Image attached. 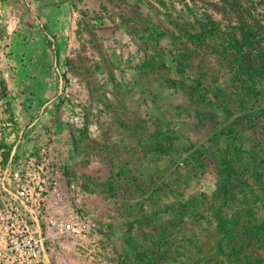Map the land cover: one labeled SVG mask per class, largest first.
Instances as JSON below:
<instances>
[{
    "label": "rangeland",
    "instance_id": "obj_1",
    "mask_svg": "<svg viewBox=\"0 0 264 264\" xmlns=\"http://www.w3.org/2000/svg\"><path fill=\"white\" fill-rule=\"evenodd\" d=\"M236 1L0 0V182L9 162L13 171L50 148L97 227L87 249L47 250V264H230L213 236L231 200L215 195L216 163L227 153L243 179L263 165L264 80L241 112L225 41L176 39L173 48L146 38V27L149 16L168 33L170 18L196 27L210 16L227 40L237 12L264 26V0ZM197 78L225 93L227 111L195 94ZM157 141L166 150L154 152ZM250 198L259 205L264 194ZM249 251L263 256L264 243Z\"/></svg>",
    "mask_w": 264,
    "mask_h": 264
},
{
    "label": "trees",
    "instance_id": "obj_2",
    "mask_svg": "<svg viewBox=\"0 0 264 264\" xmlns=\"http://www.w3.org/2000/svg\"><path fill=\"white\" fill-rule=\"evenodd\" d=\"M219 1L230 7L238 5L236 0ZM156 3L159 7H166L165 0H156ZM152 6L149 11L152 12L154 10L157 12V9ZM237 15L236 25L233 28L236 29L238 34H235V32L228 34L229 38L227 40L223 39L225 37L222 31L210 16L206 18L210 23L199 22L196 27H193L190 23L179 24L170 18L169 23L172 29H170L169 33L163 29L160 23H155L149 16L147 17L146 38L157 43L167 38L170 44H174L173 48L176 39H184L191 45L194 41L214 36L219 37L223 42L225 41L226 46L223 48V55L233 56L229 59L228 64L230 67L227 74L230 82L240 85L239 93H237V96H239L237 98V101H239L238 108L241 112H245L248 110L246 105L243 106L245 98L247 96L257 98L260 94L259 87L264 80V26L261 25L260 19H256L253 16L247 23L243 19L241 12H237ZM172 56L174 59L173 63L177 66L175 67V72L181 74L183 70L178 68L186 66V56L184 52H181V49ZM172 84H176V81H172ZM215 88L204 87L201 78H197L195 86L192 87L193 91L195 90V94H201L205 100H208L210 105H216L217 109L227 111L228 107L222 106L224 103L219 100L225 93ZM209 93H211L212 98L208 97ZM228 114L226 115L228 116ZM197 116H199L198 113ZM224 130L223 132L230 134L235 133V127L233 125L230 126V124H227ZM153 148L154 152L166 150L165 145L161 141H157ZM240 148L243 149L244 147L241 146ZM231 150H237L236 146H229L226 151L229 154ZM195 153L198 154L199 152L195 150L193 154ZM250 160L254 161L255 157L252 155ZM260 161H262L263 165L259 166L254 162L250 173L244 179L243 175L238 176L229 157H227V153L223 157H219L216 163L218 179L215 195L217 197L219 194L217 198L221 202L224 201L226 203L229 199L231 200L230 204H226L230 211L223 213L221 209L219 210L213 236L216 238L217 254L228 256L230 264H264V255L256 254V252L252 254L249 251L252 250V244L258 243L260 246L264 243V201L262 204L255 205L250 198L251 196L261 198V194H264V161L263 159ZM246 188L250 195L244 192ZM238 193L240 195H237Z\"/></svg>",
    "mask_w": 264,
    "mask_h": 264
},
{
    "label": "built area",
    "instance_id": "obj_3",
    "mask_svg": "<svg viewBox=\"0 0 264 264\" xmlns=\"http://www.w3.org/2000/svg\"><path fill=\"white\" fill-rule=\"evenodd\" d=\"M7 166L0 182V264H47V250L56 254L70 243L87 249L96 240L93 217L50 148L18 161L13 171Z\"/></svg>",
    "mask_w": 264,
    "mask_h": 264
}]
</instances>
